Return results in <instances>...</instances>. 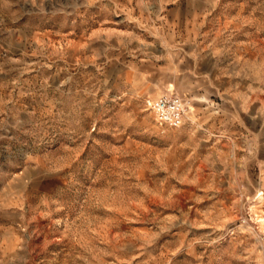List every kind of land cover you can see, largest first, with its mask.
<instances>
[{
    "label": "rangeland",
    "instance_id": "374dc122",
    "mask_svg": "<svg viewBox=\"0 0 264 264\" xmlns=\"http://www.w3.org/2000/svg\"><path fill=\"white\" fill-rule=\"evenodd\" d=\"M0 264H264V0H0Z\"/></svg>",
    "mask_w": 264,
    "mask_h": 264
},
{
    "label": "built area",
    "instance_id": "2783aa9c",
    "mask_svg": "<svg viewBox=\"0 0 264 264\" xmlns=\"http://www.w3.org/2000/svg\"><path fill=\"white\" fill-rule=\"evenodd\" d=\"M147 107L158 126L167 129L183 126L189 114L188 103L177 95H161L147 101Z\"/></svg>",
    "mask_w": 264,
    "mask_h": 264
},
{
    "label": "bare ground",
    "instance_id": "6f19581e",
    "mask_svg": "<svg viewBox=\"0 0 264 264\" xmlns=\"http://www.w3.org/2000/svg\"><path fill=\"white\" fill-rule=\"evenodd\" d=\"M168 88V87H167ZM167 90V89H166Z\"/></svg>",
    "mask_w": 264,
    "mask_h": 264
}]
</instances>
